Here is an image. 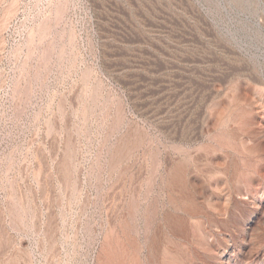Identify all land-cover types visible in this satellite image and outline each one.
Here are the masks:
<instances>
[{
    "label": "rangeland",
    "instance_id": "obj_1",
    "mask_svg": "<svg viewBox=\"0 0 264 264\" xmlns=\"http://www.w3.org/2000/svg\"><path fill=\"white\" fill-rule=\"evenodd\" d=\"M250 113L264 0H0V264H264Z\"/></svg>",
    "mask_w": 264,
    "mask_h": 264
},
{
    "label": "bare ground",
    "instance_id": "obj_2",
    "mask_svg": "<svg viewBox=\"0 0 264 264\" xmlns=\"http://www.w3.org/2000/svg\"><path fill=\"white\" fill-rule=\"evenodd\" d=\"M202 113V112H200ZM199 114V113H198ZM196 116V115H195ZM193 116L194 118H197ZM214 117H212V119L210 118V116H200L199 114V122H200V125L198 126L196 124V127L198 126L199 128H202L204 127V125L206 126V129L209 130V128H211L210 126V123H212V125H217V120H220V115L218 114H215L213 115ZM262 118L264 119V113H262L261 115L257 114V113H250V114H247V115H241V114H229L225 119L226 121L222 120V122L224 123H227L223 130V135L225 134L226 136L232 138V139H237L238 141H240L241 143H249L251 142L253 139L256 140L257 138H263L264 139V126L259 128L256 126V122L258 121L257 119L259 118ZM193 118V119H194ZM242 120V122H244L245 124H248L247 126H241V127H246L245 129L243 128H240V130H238L237 128H235L233 125H231V123H237V122H240ZM191 121V120H189ZM194 121V120H193ZM198 122V123H199ZM229 122H231L229 124ZM204 123V124H203ZM178 124V123H177ZM203 124V125H201ZM195 127V128H196ZM193 128V127H192ZM198 128V133H201L202 130ZM239 128V127H238ZM194 129V128H193ZM197 129V128H196ZM204 130V129H203ZM190 131V130H189ZM197 131V130H196ZM195 135H197V132H195V129L194 130H191L190 131V134L187 136V138L189 137V139H191L192 137H195ZM202 135V134H201ZM199 137V134L198 136ZM214 137V141L215 143L217 144V146H221L225 149V147L222 145L224 143V140H222V136H213ZM183 139V138H182ZM198 140V139H197ZM264 141V140H263ZM188 142V141H187ZM262 143V142H261ZM259 142V145H264V144H261ZM211 145H214L212 144L211 142L206 144L204 146V149H207L209 147H211ZM260 159H264V156L263 154L260 155ZM197 158V157H196ZM248 166V165H247ZM253 167V165H252ZM256 168V167H255ZM253 168L254 170H256L257 172H259L257 169L259 168V165L257 166V169ZM261 171V170H260ZM186 171H185V167L183 165H181V163L178 162V164H176L173 168H172V173H171V176L172 177H183L185 176L186 177ZM249 175V179H253V177ZM256 178V177H255ZM254 178V179H255ZM189 179V178H188ZM191 180V179H190ZM253 181V180H252ZM195 182V181H194ZM194 182H191L192 185H194ZM198 185V184H197ZM197 187V186H196ZM198 188V187H197ZM240 194V192H239ZM228 199H232L230 196ZM193 200V199H192ZM176 204H179V205H183V207H185L187 205V203L184 201V202H181L180 203H176ZM258 207V206H257ZM260 219V218H259ZM244 230V229H243ZM210 241V240H209ZM258 248V247H257ZM262 248V247H261ZM225 249V248H224ZM260 249V248H259ZM257 250V249H256ZM240 252V259L241 261L242 260H245L248 258V255L245 254V252L241 251V249L238 250ZM261 252V251H260ZM254 253V252H253ZM258 253V252H257ZM264 254V252L262 251V255ZM261 257V256H260ZM226 260H222V263L223 264H236L234 261V259H232L231 256H227L225 258ZM239 262V261H238ZM237 262V263H238ZM244 262V261H243ZM220 263V262H219ZM246 263V262H245Z\"/></svg>",
    "mask_w": 264,
    "mask_h": 264
}]
</instances>
